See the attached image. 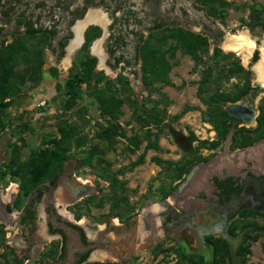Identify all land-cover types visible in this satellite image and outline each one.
Segmentation results:
<instances>
[{
	"label": "flooded vegetation",
	"instance_id": "flooded-vegetation-1",
	"mask_svg": "<svg viewBox=\"0 0 264 264\" xmlns=\"http://www.w3.org/2000/svg\"><path fill=\"white\" fill-rule=\"evenodd\" d=\"M93 13H99L105 24H86ZM78 29L82 42L65 63ZM182 31L207 38L208 54L199 51V56L193 57L184 52L177 39L168 38ZM21 36L47 38L44 67L56 68L59 74L61 68L69 69L67 79L74 68L82 67L80 58L92 38L88 53L97 60L96 71L104 72L120 91H124L120 75L126 76L132 98L140 107L137 112H145L142 124L134 119L136 109L124 106L131 113V124L127 132L120 122L126 138L116 140L126 143L124 150L132 158L126 169L131 170L134 163L143 160L140 165L148 161L157 172L134 202L125 178L127 172H115L120 181L126 182V189L113 191L112 183L103 180L107 162L90 176L95 171L88 168L93 154L70 156L75 148L84 150L81 145L73 147L54 176L35 187H25L8 168L12 145L22 147L23 161L33 152L53 145L43 143L27 152L26 142L10 144L0 160V264H144L139 258L141 252L163 257L169 240L173 241L177 264H189L182 253L196 264H214V243L220 239L235 256L242 243V228L260 225L259 219H264V2L0 0V46ZM241 36L252 43L251 53L246 47L241 53L226 49ZM152 38L159 40L157 49L171 68L170 80L182 59H190L194 75L190 79L196 81V95L207 106L205 119L212 129L211 139L199 140L191 132L190 144L182 145L184 137L166 124L169 99L158 92L170 86L150 85L143 73V54ZM98 42H102L104 62L100 53H95ZM217 50L221 55H216ZM48 53L55 54L53 61L47 60ZM100 65L115 70V76L110 77L106 69L99 71ZM207 73L208 84L201 91ZM156 93L160 97L154 98L151 107L140 101L144 100L141 95H147L149 101ZM206 100L216 104L210 107ZM219 101L225 113L221 119L215 110ZM188 109L185 107L175 117ZM155 112L159 113L158 123L149 118ZM216 121L221 123L218 128ZM166 132L176 139L173 153L164 146ZM221 132L224 138L214 148ZM203 141H207L205 147ZM183 167L186 171L179 178ZM115 192L124 199L118 204V198L112 199Z\"/></svg>",
	"mask_w": 264,
	"mask_h": 264
},
{
	"label": "trees",
	"instance_id": "trees-1",
	"mask_svg": "<svg viewBox=\"0 0 264 264\" xmlns=\"http://www.w3.org/2000/svg\"><path fill=\"white\" fill-rule=\"evenodd\" d=\"M168 38L177 39L184 52L193 57L195 55L199 56V51H202L204 55L208 54L207 38L189 33L186 34L184 31H182L181 35L169 36ZM91 39H88V44L84 48L82 58H80L82 67L74 68L64 84L66 99L63 103V111L73 112L85 96L95 100L99 114L106 122V124L99 123V129L95 137L97 140L104 142L109 149H114L118 143L116 140L117 137L126 138V134L122 132V125L120 124V118L123 114L122 108L126 104L135 108L134 119H138L142 124L145 121L143 117L145 112H137L140 107L132 98L133 93L129 88L126 76L120 75L119 79L124 89V91H120L114 81L110 80L104 72L96 71L97 60L88 53V45ZM46 40L47 38L44 37L21 36L16 37L10 44L6 45L2 43L0 46V141L1 135L13 126V121L7 118V111L23 97L25 88L28 86L36 88L43 82V68L45 64L44 44ZM151 40L148 45V50L143 54L145 81L150 85L163 83L166 86H171L172 82L169 78L171 68L165 64V56L159 53L157 49L159 40L158 38H152ZM216 55H221V52L217 50ZM50 73L55 78L59 76V70L56 68L51 69ZM208 80L209 74L207 73L201 84V91H204ZM204 102L210 107H212V103L216 104V101L211 102L206 100ZM217 103L219 104L215 106V110L217 112V118L221 119L225 113L221 109V101ZM77 112L82 113V117L87 115V112L82 109L77 110ZM149 118L150 121L158 123L159 113L155 112L149 115ZM22 119L23 116H20L19 120L23 121ZM220 124L219 121L215 123L217 128ZM16 128L18 130L17 133L21 134L34 132V130L29 128L28 124L23 122ZM83 131L84 127L77 122L60 121L57 124L56 133L45 136L43 140L45 145H53V148L33 152L27 161L22 160V147L12 145L14 147L8 164L10 173L15 177H20L25 187L27 185L35 187L48 180L60 169L62 162L66 160L68 153L72 151L73 147H79L86 143L88 138L87 134H83ZM223 138L224 134L221 132L219 142L214 143V148L220 145ZM193 140L195 141L196 138L193 137ZM20 141L25 143L24 138H20ZM206 143L207 141H203L202 146L205 147ZM135 146L139 147V143H135ZM129 149L127 147V150ZM142 163L143 160H140L134 163L130 169L132 170ZM124 171H119V175L123 174ZM185 171L186 168L183 167L180 171L179 178L184 175ZM110 176L108 180L112 183L113 191L126 189V182L120 181L117 178V174H110ZM115 198H118L117 204L124 200L117 192L112 197V199ZM242 233V243L237 249L235 256L224 240L220 239L214 243V264H248L249 256L251 255V246L260 237H264V226L257 224L246 225L242 228ZM182 258L187 260L189 264H196L195 261L184 253H182Z\"/></svg>",
	"mask_w": 264,
	"mask_h": 264
},
{
	"label": "rangeland",
	"instance_id": "rangeland-1",
	"mask_svg": "<svg viewBox=\"0 0 264 264\" xmlns=\"http://www.w3.org/2000/svg\"><path fill=\"white\" fill-rule=\"evenodd\" d=\"M47 60L53 61L55 59L54 53H48L46 56ZM68 57H66L67 59ZM247 59V56H245ZM104 62V60H102ZM192 63L189 58H183L181 62V67H176L173 69L171 74L172 85L170 87H161L158 93L165 98L169 99L167 103V108L169 110L166 116V124L171 126L184 137L182 145L190 144L189 134L193 132L199 140L211 139L210 125L206 122V108L196 95L197 85L196 81L190 78L194 77L190 71ZM107 70V74L110 77L115 76V70L109 67L104 68L100 65L98 70ZM68 70L66 68L60 69L59 78L55 79L50 74V67L46 65L43 68L44 79L41 85L36 88L27 87L25 88V93L22 97L23 101L27 102L23 112L18 110H13V108L7 111V118L13 121V126L7 129L5 133L1 135L0 141V160L5 158V153L9 151L10 144L20 142V138H24L26 142V150L32 151L42 146L45 136L54 134L57 131V124L62 120H67L70 122H77L84 127L85 133L87 134V141L84 143V150L80 151L78 148L73 150L70 155L75 158H83L89 153L93 154L91 159L92 166L88 165V168L95 169V171L90 172V176H93L100 171L99 166L103 162H107L108 165L104 170V181H109L108 179L111 175H114L117 170H125L127 172L125 178L126 182L129 183V188L133 191L131 196L134 202H137L136 198H139V192L146 189L147 184L151 183L150 178L157 172V168L146 161L143 165H138L132 170H127L129 162L132 160L131 156L125 152L124 148L126 143L124 141H119L118 145L114 149H109L107 145L97 140L94 136L98 129L99 123L106 124L104 119L100 116L98 106L92 98L85 96L81 100L73 112H64L63 103L66 99L64 84L68 76ZM161 86L160 84H156ZM160 88V87H159ZM156 93L153 98H149L147 101V95L143 94L144 100L146 101L148 107L153 105L154 98L160 97ZM42 102H46L45 105L41 106ZM189 108L187 111L183 112L180 117H175L180 114L184 108ZM84 110L87 115L82 117V113H78L77 110ZM23 116V121L19 120V117ZM131 113L128 107L123 108V114L120 118V122L123 123L125 130L128 132ZM175 118V120H174ZM179 119V120H178ZM26 123L29 128L34 130L33 133L26 132L25 134L17 133V126L21 123ZM86 124V125H85ZM168 131V130H167ZM170 133L166 132L164 141V146L170 147L173 153L175 150L176 139L170 137ZM5 147V148H4ZM7 150V151H6ZM5 152V153H4ZM184 148L181 149V154H184ZM7 154V153H6ZM179 154V152H176ZM165 156H168L166 154ZM172 156V155H171ZM104 158L100 163L97 158ZM3 161V160H2ZM85 175L88 174L87 171L84 172ZM110 176V177H109ZM102 182L103 189H107V184ZM256 221L257 218H256ZM261 226H264V219L260 218L259 221ZM173 241L169 240L165 244V252L162 257H154L151 252L144 251L141 252L139 258H143L144 264H177L175 255L173 253ZM248 264H264V237H260L259 240L251 246V255L249 256Z\"/></svg>",
	"mask_w": 264,
	"mask_h": 264
},
{
	"label": "bare ground",
	"instance_id": "bare-ground-1",
	"mask_svg": "<svg viewBox=\"0 0 264 264\" xmlns=\"http://www.w3.org/2000/svg\"><path fill=\"white\" fill-rule=\"evenodd\" d=\"M85 21H86V24L87 23H90L92 21H94V22L96 21L98 23L105 24V22L102 21V17L100 16L99 13H93V14H91L90 16L87 17V19ZM76 34H77V37H76L75 40H73L72 46L69 49V57L66 59L65 63H69L70 57H73L72 54L74 53V51L79 47V45L82 42L81 29H78L76 31ZM247 40H248L247 37L241 36V37H239V40L237 41L236 44L226 45V49L233 50V51H239L241 53V52H244L245 47H246V50L248 49V51H250L249 53H251L252 49L249 48V46H251L252 43H250ZM101 44H102V42H98L96 44V46H95V53L96 52L100 53L101 59L102 60H105V55L101 52ZM246 56H247V54H246ZM245 60H247V59H245ZM261 77H263V74H261Z\"/></svg>",
	"mask_w": 264,
	"mask_h": 264
},
{
	"label": "crops",
	"instance_id": "crops-1",
	"mask_svg": "<svg viewBox=\"0 0 264 264\" xmlns=\"http://www.w3.org/2000/svg\"><path fill=\"white\" fill-rule=\"evenodd\" d=\"M262 2H264V0H261ZM25 104H27V102L23 101V99L21 98L20 100H18L13 106V110H18L20 112H23L25 108H22V107H25ZM11 109V108H10Z\"/></svg>",
	"mask_w": 264,
	"mask_h": 264
},
{
	"label": "water",
	"instance_id": "water-1",
	"mask_svg": "<svg viewBox=\"0 0 264 264\" xmlns=\"http://www.w3.org/2000/svg\"><path fill=\"white\" fill-rule=\"evenodd\" d=\"M1 204H2V196H1V191H0V209H1L0 211H1V215H2V211H3V209L1 208ZM222 236H223L225 239L227 238V234H225V233H224Z\"/></svg>",
	"mask_w": 264,
	"mask_h": 264
},
{
	"label": "built area",
	"instance_id": "built-area-1",
	"mask_svg": "<svg viewBox=\"0 0 264 264\" xmlns=\"http://www.w3.org/2000/svg\"><path fill=\"white\" fill-rule=\"evenodd\" d=\"M45 104H46V102H42V103H41V106H42V105H45Z\"/></svg>",
	"mask_w": 264,
	"mask_h": 264
}]
</instances>
